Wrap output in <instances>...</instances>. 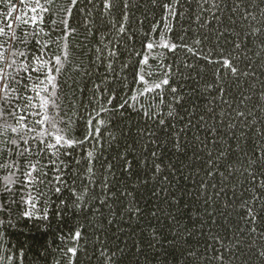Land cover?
<instances>
[{"label": "trees", "instance_id": "1", "mask_svg": "<svg viewBox=\"0 0 264 264\" xmlns=\"http://www.w3.org/2000/svg\"><path fill=\"white\" fill-rule=\"evenodd\" d=\"M125 3L129 4L126 9ZM165 3L167 0H114L111 14L102 16V0H96L97 7L81 0L79 10H73L69 32L64 31L65 25H42L41 44L27 46L25 57L18 58L26 64L43 57L50 72L52 63L62 60L54 90L46 76L37 80L43 81L41 89L54 91L49 104L55 100L54 111L68 124L73 139L84 137L89 130L88 114L97 109L109 132L104 133L106 143L100 152L85 145L71 158L65 157L67 183L59 193L49 179L55 171L50 168L43 169L49 177L42 183L25 186L20 182L25 177L17 174L19 181L9 191L0 182L3 264H264V258L257 256L264 248L260 235L264 233V188L258 183L264 181V45L260 43L264 35L250 36L252 21L244 20L249 14L256 16V26L264 29V0H218L219 19L201 12L196 0H189L179 6L183 9L180 17L170 21ZM236 3L240 7L234 9ZM66 5L67 0H57L45 19L59 21ZM9 6L24 8L19 0H7L0 2V13H7ZM123 13H127V34L119 38V58L113 61L119 71L110 72L104 67L107 59L98 60L96 48L102 46L99 41L105 36L115 41ZM197 14L206 24L203 29L194 22ZM86 22L92 31L85 27ZM161 36L180 46L174 53L159 48L151 54L150 63L157 73L152 80L158 81L167 66L169 87L178 90L163 89V102L155 94L150 100L156 113L165 115L163 128L136 107L121 108L125 98L138 94L141 87L136 83L140 57L134 53L146 52L144 45ZM193 38L202 41L199 56L231 58L248 75L233 77L218 65L188 54L184 46H193ZM236 43L241 49L234 50ZM35 75L31 73L26 81L31 88L36 87L31 78ZM20 89L9 99L18 108L35 112L40 97L24 82ZM29 95L33 100L26 103L24 98ZM17 96L22 97L18 103ZM41 96L47 94L41 91ZM245 96L250 99L241 102ZM109 97H115L109 107L116 110L104 113L100 106ZM177 97L181 98L179 104L175 103ZM140 108L147 109L148 102ZM237 111L245 113L243 119L236 118ZM35 118L29 116L27 122ZM146 129L155 135L149 137ZM141 132L145 134L141 136ZM109 133L116 136L115 141L108 140ZM87 150L98 158L94 163L96 183L84 189ZM152 151L157 153L155 157ZM0 158L7 162L12 157L9 153ZM77 158L82 164L74 171ZM33 159L51 165L54 157ZM125 159L132 161L130 171L124 170ZM108 164L111 174L106 171ZM0 177L6 179L7 174L0 170ZM82 189L87 194L77 200L74 194ZM32 197L34 205L27 203ZM249 211L255 221L246 215Z\"/></svg>", "mask_w": 264, "mask_h": 264}, {"label": "snow or ice", "instance_id": "2", "mask_svg": "<svg viewBox=\"0 0 264 264\" xmlns=\"http://www.w3.org/2000/svg\"><path fill=\"white\" fill-rule=\"evenodd\" d=\"M0 2L7 3V0H0ZM57 0H19V4L23 5L24 8L9 6L7 13H0V154L8 155L11 154V159L5 161V159L0 158V170L7 174V178L0 177V182L4 184V187L11 191L12 184L19 181V175L25 177L23 181H20L25 186L33 183H42L44 177H49L48 172H44V168L54 169V173L49 179L57 185L55 191L59 193L64 184L67 183L65 175L67 169L63 167L65 162V157L71 158L75 155V150L87 145L89 149H95L100 152L104 144L106 143L104 139V133L109 132V125L101 119L103 113L97 109L95 112H90L88 114V119L86 124L88 126V131L85 133L83 138L73 139L68 124L64 123L60 118L59 114L54 111L56 107L55 100H52L51 105L49 100L55 94L49 92V88L45 87L41 89L39 85L43 81L37 80V77L44 75L47 77V84L51 86L54 90L56 87V73H59L63 67L61 59H56L52 63V71H48L46 61H43V57H37L36 60L30 61L26 64H21L18 58L25 57L27 52V46L35 44H41L40 37L44 35V30L42 25H65L64 31L67 33L70 31V18L72 16L73 10H79L81 0H67V5L64 9V14L61 15L59 21L46 20V16L51 15V7L55 5ZM155 2V0H154ZM92 7H97L96 0H87ZM189 0H167V3L163 5L166 13L167 19L170 21L173 18H179L182 14L183 9L179 6L181 4H188ZM197 7L201 12L209 13L214 19H219V3L218 0H196ZM114 0H102V16H109L113 9ZM123 7L126 9L129 7L128 3H125ZM234 9L239 8L240 4H234ZM215 8L217 11L213 12L212 9ZM20 12H24V15H19ZM35 13V15H32ZM245 21H252V30L249 33L250 36H262L264 35V29L256 26L255 22L257 20L256 16L251 14L244 17ZM127 21V13L122 14V19L119 26L116 27V39L113 41L110 37H103L100 40L101 47L96 48L98 53V60L104 61L107 59V63L104 65L105 69L112 72H118V69H114L113 61L118 60V42L121 36L127 34V29L125 27V22ZM194 22L199 24L203 29L206 24L204 20L201 19L200 14L194 17ZM208 23H212L211 20ZM85 27L89 31H92L91 24L86 22ZM30 28L32 31H28ZM19 29V32L17 31ZM223 36L224 33H219ZM67 38V37H66ZM130 38V37H129ZM193 46H184V51L188 54L196 57L197 59H203L206 63L216 64L220 69L226 70L231 76L239 77V75L247 76V72H240L238 66L234 63L231 58H223L220 60H213L205 56L198 55V46L202 43L200 39H195ZM260 43L264 45V38L260 40ZM42 47H48L47 44H42ZM146 52L134 53L140 57L137 61L136 68V83L141 87L138 89V94L130 95L125 98L121 104V108L125 106H133L142 112V115L149 121H153L155 126L165 127L166 120L163 113L157 114L155 107L150 103L153 94L159 99L160 102L165 100V97L161 94L163 89H169L171 93H176L177 88H170V80L167 78L170 73L168 67L165 66L163 73L158 81H153L152 77L157 75L153 71V65L150 63L154 57L152 53L157 49L162 48L168 52H176L180 46L174 45L166 40L163 36L155 42H147L144 45ZM241 49V44L236 43L234 45V50ZM202 51V50H200ZM264 51V48L261 49ZM67 60V55L64 56ZM187 66V65H186ZM122 67H127V65H122ZM11 70V71H10ZM15 73V75H13ZM35 73L32 76L33 83L36 85L35 88L29 87L26 83L29 75ZM24 82V86L29 88L30 92H35L36 97H40V103L35 112H28L27 108H18L16 103H12L9 97L13 96L14 93L21 91L20 85ZM211 90V89H210ZM41 91L47 94L46 97L41 96ZM102 91V90H101ZM22 97L17 96V103ZM144 98V99H142ZM25 102L33 100V96L29 95L24 98ZM115 97H109L108 100L104 102L102 107L104 113L115 111L116 109L109 107ZM244 99H250V97H242L241 102ZM148 102V108L142 109L140 105L142 103ZM99 104V101H97ZM176 104L181 103V98L177 97ZM31 105H29L30 107ZM52 108L53 111L49 109ZM7 113V114H5ZM167 115L171 117L173 112L171 109L167 111ZM29 116L36 117L31 123H28ZM245 113L243 111L236 112L237 119H243ZM11 121V122H10ZM63 125V126H61ZM36 126H39L38 130ZM148 132V136L152 137L155 135L154 132L145 130ZM38 132V135L35 134ZM145 133L141 132L140 135L143 136ZM109 141H115L116 136L109 133ZM33 141H35L37 147L33 146ZM151 143H155L152 140ZM52 156L51 165L44 163L41 165L39 160H34L33 157L36 156ZM151 155L155 157L157 153L152 151ZM98 156L94 155L93 150H87L84 153V167L82 171L87 177V183L84 184V189L88 188V184H95V174L96 169L94 163ZM81 159L77 158L73 165V170L75 171L76 165H81ZM132 161L127 159L124 160V170L130 171ZM156 171H160L159 166H156ZM106 171L111 174V164H108ZM104 186L108 185V180L104 179ZM260 187L264 188V181L258 182ZM81 190L80 194L76 195V199H82L83 195L87 193ZM30 195V193H29ZM27 203L34 205L35 197H32ZM100 203H104L103 200ZM0 212L3 209L0 208ZM246 215L251 216L252 220L255 221V216L252 215L251 211L246 213ZM255 234V228L252 229ZM261 239L264 241V233H261ZM79 238V233L76 234ZM71 255L75 256L76 253L73 251ZM257 256L264 258V248L257 252ZM11 257H9V261ZM0 264H3V257L0 256Z\"/></svg>", "mask_w": 264, "mask_h": 264}]
</instances>
